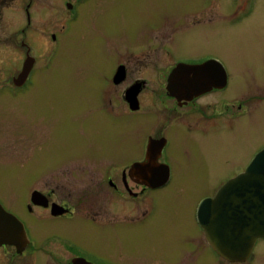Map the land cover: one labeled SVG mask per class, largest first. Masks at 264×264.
Returning a JSON list of instances; mask_svg holds the SVG:
<instances>
[{"label": "flooded vegetation", "instance_id": "obj_1", "mask_svg": "<svg viewBox=\"0 0 264 264\" xmlns=\"http://www.w3.org/2000/svg\"><path fill=\"white\" fill-rule=\"evenodd\" d=\"M148 1L158 4L159 0H45L43 10L38 0H0V61L9 66L0 69V75L4 70L8 72L0 82V164L7 173L25 171L29 179L27 183H14L11 175L8 181L0 177V208L8 215L4 220L0 214V264H117L74 236L77 229L90 237H121L123 232L131 231L147 234L157 244L143 250L149 252L152 264H159L158 243L168 242L169 246L180 234L190 236L189 226L182 232L170 229L174 218L163 210L174 200L184 202L188 216L192 207V236L204 240L209 256L229 263L207 241L198 219L199 209L228 181L246 171L264 149V141L251 142L243 149L233 176H224V150L214 153L218 162L215 171L200 178V189L208 192L195 201L191 196L181 199L173 185L177 176L172 143L174 137L188 134L201 137L199 144L212 146L215 138L224 137L225 125L239 120L242 124L252 117L256 106L264 101L260 94L264 91L237 99L227 96L230 73L224 58L206 52L186 53L177 35L168 33L171 27L161 30L142 21L141 43H116L115 36L121 37L124 30L110 32L106 21L117 20V12L121 20L132 17L136 21L146 13ZM175 1L181 10L165 16L181 32H190L218 24L224 27L225 22L243 24L247 31L244 23L257 14L259 0ZM16 9L19 11L14 14ZM92 12L100 14L95 22L96 39L87 45L91 58L85 61L82 53L78 64L94 70L96 76L87 86V100L78 90L77 102L51 106V119L35 112L30 99L41 88L38 83L43 79L37 69L44 66L48 71L52 67L55 54L50 59L48 55L60 45L58 34L66 36L74 25L78 32L81 22ZM43 14L45 20L39 22ZM6 25L13 30L9 37H5ZM37 26L50 31L47 40L39 35ZM50 41V53L42 61L37 52ZM63 45L69 51L67 40ZM26 65L30 69L23 77ZM28 105L30 114H25L28 110L22 112L20 107ZM15 114L17 120L13 123L4 122ZM151 114L155 115L154 131L130 130L132 122ZM64 115L63 132L58 124ZM21 142L34 144L33 150L22 151ZM196 154L197 168L207 171L208 157L197 150ZM76 161L78 165H66ZM262 240L257 241L244 264L250 262Z\"/></svg>", "mask_w": 264, "mask_h": 264}, {"label": "rangeland", "instance_id": "obj_2", "mask_svg": "<svg viewBox=\"0 0 264 264\" xmlns=\"http://www.w3.org/2000/svg\"><path fill=\"white\" fill-rule=\"evenodd\" d=\"M45 0H38L39 8L44 9ZM234 1V0H227ZM230 7V6H229ZM146 13L143 16H139L137 20L128 18L121 20L120 12L116 13V18L113 23L109 20L106 21L107 30H124V34L120 33L121 37L117 34L115 36L116 43L125 45L137 46L141 43L140 30L141 22L148 23L152 28H160L163 30L168 27L171 32L177 35L183 43V50L186 53L199 54V53H213L224 58V61L229 69L230 73V86L227 90V96L237 99L240 95H250L254 92L264 91V0H259L257 4L258 12L250 20H246L244 26L248 25L245 31L243 24L240 25H228L227 22L223 24L215 25L214 27L207 26L197 28L190 32H181L178 28H175L173 22L169 23V18L166 14H176L181 10L178 2L175 0H159L158 4L149 2L145 5ZM231 8V7H230ZM19 9L15 10L14 14H17ZM99 12L91 13L87 20H83L79 26L80 30L77 32L76 25L72 26V30L66 36L58 37L60 39V45L57 44V49L50 53L51 41L47 44V47L37 52V58L44 60L47 55L48 58L53 59L52 67L47 71L44 66L37 69L38 76L43 77L42 81L38 83L39 88L33 99V110L35 112H42L51 119L50 108L52 105L64 104L68 105L72 102H77L80 97L77 93L81 90V96L83 100H87V94L89 90L87 86H90L93 79L94 70H88L80 68L78 66L80 54H84V60L87 61L91 58L87 53V45L94 42L96 37L97 28L95 22L99 19ZM38 17L39 22H44ZM189 20V18H188ZM53 21L56 22V19ZM59 21V19L57 20ZM116 26V27H115ZM145 26V24H143ZM5 37H9L13 30L5 26ZM115 27V28H114ZM39 35L47 40L48 30L44 26H37ZM244 32H243V31ZM12 37V36H11ZM96 39V38H95ZM64 40L68 41L69 51L64 49ZM0 59H2L0 57ZM39 60V64L41 61ZM7 68L6 64L0 61V69ZM46 70V71H44ZM99 72L96 73V75ZM8 72L4 70L0 75V82L5 80ZM93 77V78H92ZM264 97V93H260ZM248 96V97H249ZM7 98V97H5ZM247 98V97H246ZM257 100V98H255ZM247 101V100H246ZM252 105V104H251ZM22 112L30 114V106L20 107ZM22 114V113H21ZM70 117L68 112L65 113ZM65 115L59 117L58 127L65 131ZM148 118L141 119L138 122H132L130 130L132 132H149L156 129V123H154V114L147 115ZM17 120V115H10L4 122ZM55 125L57 118L52 120ZM70 126L73 128L71 120L68 118ZM156 122V121H155ZM228 127V128H227ZM20 128H24L21 126ZM26 128V127H25ZM78 126H74L76 131ZM123 132H127V128L122 127ZM25 131V129H22ZM174 135L173 133L171 134ZM7 137L6 139H9ZM193 143H192V141ZM201 137L193 138L191 135H181L174 137V143H172L173 165L176 169L177 181L173 184L175 188L179 190L180 198L194 197L195 200L199 199L201 195L208 192L206 189L201 188L200 178L205 177L207 173L215 171L217 159L212 155L214 153L224 150V176H233L236 174V162L243 156V149L249 147L251 142L264 141V101L258 104L252 114V117L241 121H235L234 124L229 123L224 127V137L215 138L212 146L199 144ZM255 144L252 149L257 146ZM34 144L30 142H21L20 149L24 152H30L33 150ZM202 148H205L209 153L205 152ZM52 149V147H50ZM135 149V145L132 150ZM45 150V153L48 151ZM95 150V147H94ZM131 150V151H132ZM196 150L204 156H207V171H201L197 168L195 158H198ZM113 154V155H112ZM112 156H118V153H112ZM199 155V158H203ZM251 153L248 154V158ZM246 158V159H248ZM78 161L72 163H66V165H78ZM86 166H91L86 163ZM11 175V181L14 183L29 182L27 173L22 170H13L7 173L4 166L0 164V177L8 181V176ZM2 188V185H0ZM210 191V189H209ZM183 201L174 200L164 208L163 213L174 218L171 230L182 232L186 226H189L190 236L180 234L176 240H172L168 246V242H160L157 245L160 263L159 264H224V261H218L215 257L213 259L209 256L206 249L204 240L199 237L192 236V207L190 208V216L186 212V208L183 206ZM12 204V203H11ZM14 205V204H12ZM80 229L76 230V233H72L77 236L82 242L90 246L97 252L107 257L112 258L117 264H152V257L149 252L143 250V247H154L157 242L153 238H150L147 234H138L135 231L122 233L120 237L116 234V237L104 236L103 234L94 235L89 237L84 233H79ZM154 235L155 233H151ZM119 239L116 242H110L107 240ZM262 240V239H260ZM173 246V248H172ZM223 258V257H221ZM224 259V258H223ZM229 262V261H228ZM230 264H244V263H231ZM226 263V264H229ZM248 264H264V240L259 241L255 250L254 256Z\"/></svg>", "mask_w": 264, "mask_h": 264}, {"label": "water", "instance_id": "obj_3", "mask_svg": "<svg viewBox=\"0 0 264 264\" xmlns=\"http://www.w3.org/2000/svg\"><path fill=\"white\" fill-rule=\"evenodd\" d=\"M29 69L26 65L23 77ZM0 214L8 220L2 208ZM198 219L216 253L231 263L249 260L257 241L264 239V150L244 173L201 204Z\"/></svg>", "mask_w": 264, "mask_h": 264}]
</instances>
